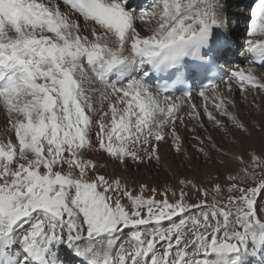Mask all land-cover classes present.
<instances>
[{
	"label": "snow or ice",
	"instance_id": "6c2138e0",
	"mask_svg": "<svg viewBox=\"0 0 264 264\" xmlns=\"http://www.w3.org/2000/svg\"><path fill=\"white\" fill-rule=\"evenodd\" d=\"M230 31L225 0H0V264H65L64 250L75 264H264V157H232L226 185L171 190L130 188L92 158L159 164L164 145L184 151L186 119L206 162V141L230 156L196 133L205 118L248 131L233 93H264V0L238 45L250 67L221 76ZM193 69L209 81L200 105L175 94Z\"/></svg>",
	"mask_w": 264,
	"mask_h": 264
},
{
	"label": "rangeland",
	"instance_id": "374dc122",
	"mask_svg": "<svg viewBox=\"0 0 264 264\" xmlns=\"http://www.w3.org/2000/svg\"><path fill=\"white\" fill-rule=\"evenodd\" d=\"M230 10L232 11L231 8ZM244 39L245 30L243 42ZM243 61L244 60H242V62ZM244 63L245 64L241 63L240 67L249 65L247 61H244ZM243 97L247 99H243ZM243 97L236 98V108L234 111L245 122L248 129L247 132H240L233 129L225 134L224 131H219L213 126L211 128L208 127L207 131H199L203 132L200 133L202 138L207 136L213 137L215 142L217 144H222L233 157L243 156L247 163L249 154L251 153L264 157V93L248 92ZM259 97L263 102L259 103ZM205 122L206 124H210L206 118ZM194 126L195 125L192 127ZM253 132L260 137L258 141L255 139V136H253ZM189 134L193 135L191 132ZM237 138L240 140L241 147L237 144ZM259 142L263 144V148L260 147L261 149L259 148ZM204 147L212 157L211 160L207 162L204 156L196 151V142L193 139L185 142L184 151L180 154L170 150L168 145H164L160 149V156L162 159L159 164L153 162L151 164L138 165L132 161H128L127 165H119L96 153L92 154V158L102 174H105L109 178L119 177L121 181L128 184L130 188L133 185L138 188L139 185L146 184L161 190L164 188L171 190L177 187V182L180 179L185 178L195 181L197 185H202L206 188H211L216 183L226 185V175L229 172H234L239 165H233L229 162L228 156H221L211 151L207 141ZM221 160L225 163L222 164L220 162ZM232 165L235 168H230ZM247 166L251 170V165L248 164ZM256 174L257 179H259V170H256ZM217 177L219 179H217ZM186 190L190 193L192 202H195L196 193L191 188ZM157 198L160 197L158 196ZM209 200L211 201L210 197ZM249 259L254 260L250 257ZM249 264H256V261Z\"/></svg>",
	"mask_w": 264,
	"mask_h": 264
},
{
	"label": "bare ground",
	"instance_id": "6f19581e",
	"mask_svg": "<svg viewBox=\"0 0 264 264\" xmlns=\"http://www.w3.org/2000/svg\"><path fill=\"white\" fill-rule=\"evenodd\" d=\"M138 1V3L137 4H135V6L137 7V8H139V6H142V9H146L145 8V4H147L148 2L150 3V4H148V6L149 5H151L152 4V0H148L147 1V3L145 2V0H137ZM226 1L227 0H225V4H226ZM239 1V0H238ZM242 1V0H241ZM246 1V0H245ZM235 2H237V0H235ZM133 8H135L134 7V5L132 6ZM234 8V7H233ZM139 9H141V8H139ZM226 10H227V13H228V18H229V20L230 21H233V20H235V19H240V18H242L243 17V15H244V13H243V15H242V13L241 12H237L236 11V9H233V11H230V10H228V7H227V5H226ZM241 22H243V21H241ZM243 24L241 25V28H238V29H235L236 30V32H238L239 30H241L242 28H243ZM235 30H234V32H235ZM238 30V31H237ZM233 32V33H234ZM238 35V34H237ZM228 36H231V40H234L235 38H237V36H235V34L233 35L232 34V32L230 31V34H228ZM235 37V38H234ZM240 39V38H239ZM240 44H242V42H238V41H236L235 43H234V45L236 46V48H238V45H240ZM238 52H240L239 50H238ZM238 52L235 54L236 55V57L238 56ZM242 60H244V58H238V61L240 62L239 63V65H237V66H235V67H240V65H241V63H242ZM248 67H250V65H248V66H246L245 68H248ZM232 70H234V68H232L231 69V71ZM254 70H255V72L258 74V75H264V70H262L260 67H256V66H254ZM220 87L223 89L224 87H225V85L224 84H221L220 85ZM248 93V92H247ZM247 93H244V94H241L240 92H239V90L237 89V90H235V92L233 93V98L235 99V102H236V98H240V97H243L245 94H247ZM243 99H247V98H244L243 97ZM239 100V99H238ZM240 101V100H239ZM258 101H259V103H261V102H263L262 100H261V98L259 97V99H258ZM192 102H194V103H196L197 105H200L201 103H202V101H201V98L199 97V96H197V97H193L192 98ZM243 102V101H242ZM241 102V103H242ZM187 107L185 106V108H184V110L182 111V115H184L186 112H187ZM204 122H205V120H204ZM2 125H3V116H0V127H2ZM186 125H187V127H185V126H181L180 127V135L182 136V137H184V139H185V142L186 141H189V140H192V136L193 135H190L189 133V131H188V129H191L192 128V126L193 125H195V121H187V119H186ZM205 125H206V128H208V127H212V124L210 123V124H206V122H205ZM201 131H203V130H201ZM201 131H197V135H200V133H203V132H201ZM254 133V132H253ZM264 135V134H263ZM253 136H255V139H257V141L260 139V137L259 136H257V134L256 133H254V135ZM262 139V138H261ZM237 144L240 146V140H239V138H237ZM263 146V144L261 143V142H259V148L261 147V148H263L262 147ZM241 147V146H240ZM260 148V149H261ZM232 157H233V155L231 154L230 156H228V160H229V162H231L233 165H237V162H236V160H234V159H232ZM231 166L230 168H235L234 166ZM69 257H71L69 254H68V252H67V250H64L63 252H61V259H63L64 260V262L66 263V260L67 259H69ZM251 258V257H250Z\"/></svg>",
	"mask_w": 264,
	"mask_h": 264
}]
</instances>
